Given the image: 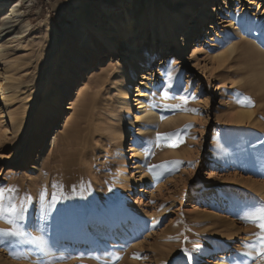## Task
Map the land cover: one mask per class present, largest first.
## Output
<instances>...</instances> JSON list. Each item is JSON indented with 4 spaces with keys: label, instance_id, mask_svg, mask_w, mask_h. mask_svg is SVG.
<instances>
[{
    "label": "rangeland",
    "instance_id": "rangeland-1",
    "mask_svg": "<svg viewBox=\"0 0 264 264\" xmlns=\"http://www.w3.org/2000/svg\"><path fill=\"white\" fill-rule=\"evenodd\" d=\"M165 1L170 0H0L22 3L13 15L17 23H10L6 15L0 21V46L7 54L0 61V83L10 86L20 123L9 129L0 101V187L17 190V205L23 202L27 209L26 231L46 241L43 252L36 244L6 241L0 244V264H196L202 256L203 264L245 260L255 264L242 253L244 242H251L258 229L239 217L255 201H264V0L240 1L239 10L231 4L233 21L222 17L227 23L217 32L214 46L205 45L211 27L204 24L203 51L194 58L198 34L192 23L197 16L187 15L191 34L186 51L157 75L159 93H151L149 105L160 115L157 126L145 119L142 126L148 128L134 132L141 128L133 121L138 113L137 88L159 56L141 44L137 46L146 53L144 66L129 58L136 44L123 50L120 42L115 62L82 96H76L86 70L110 54L109 37L114 22L125 20L124 7L134 18ZM173 1L176 6L193 2ZM223 2L218 0L216 6ZM178 41L182 44V38ZM232 45H236L233 54ZM74 54L82 65L74 61ZM222 55L225 61L219 60ZM164 91L186 98V107L197 111L154 107L181 102L161 100ZM60 93L64 114L57 127L68 123L50 150L57 131L50 113L58 110L53 102ZM241 95L250 97L255 106H241L237 102ZM71 100L75 108L65 110ZM46 124L48 134L43 133ZM186 125L191 127L185 134ZM178 129L184 143L155 147L157 132ZM133 140L142 154L140 167L146 171L141 184L132 168L138 160L127 153L123 169L117 154L123 146L129 151ZM146 148L151 149L147 155ZM30 153L34 156L30 168H11ZM172 160L183 163L158 178L146 167ZM123 171L130 180L127 188L121 184ZM45 190V203L51 202L53 193L62 197L54 207L42 208ZM122 220L134 223L127 240L111 233ZM95 223L107 226L103 239L92 234ZM8 227L0 221V228ZM184 249L193 257L190 262ZM134 254L140 258L134 259Z\"/></svg>",
    "mask_w": 264,
    "mask_h": 264
},
{
    "label": "bare ground",
    "instance_id": "bare-ground-1",
    "mask_svg": "<svg viewBox=\"0 0 264 264\" xmlns=\"http://www.w3.org/2000/svg\"><path fill=\"white\" fill-rule=\"evenodd\" d=\"M153 1L155 2V0ZM217 1L218 0H193V2H191L189 5L186 2L182 1V4L180 6H176L173 0L165 1L164 3H162V1L161 4L159 2L158 5L146 7V9L142 13H136L134 18L130 17V14H128V10H126V7H124V15H126V18L124 21H119L117 23L114 22L115 30L113 31L112 36L109 37L110 43L112 45V47L110 48V54L102 56L99 60H97L98 64L93 65L91 68H88L90 66V63H86L84 67L88 69L86 70L83 79L79 82L75 89L76 96H82L84 92L88 89L89 85L97 77H101L102 74L108 70V66L115 62L113 56L115 54H119L118 46L120 42L121 46L119 48L123 50H129L131 48V43H134L136 44V51L129 57L131 58L132 63H139L141 66L145 65L146 53L143 50H147L149 52H151V50H154L157 54H159V56L157 57L158 60H156L153 64L156 65L153 69L147 70V72L142 75V81H140V84L137 88L136 98L138 104V113L135 115V117H133V121H135V124H139L141 128L139 130H135L134 132L141 133L144 129L148 128L142 126V123L145 119V121L149 124H152V126L153 124H159L160 115L155 113L154 109L149 105V101L152 99L151 93H156L159 87V84L154 83L157 75H162L164 70L170 66L174 56H183L186 51L188 38L191 34L187 31L188 25L191 26V24L189 23H187L186 25L187 15L195 12V16H197L196 21L192 23V25L196 26L195 34H198L195 37L196 41L192 49V57L194 58L199 56L200 53L203 51L202 34L200 33L205 31L204 24H209L211 27L210 32L206 33V37L204 39L205 45L214 46V42L216 41L215 36L217 35V32L220 30L223 24L227 23V21L223 20L224 18L222 17H229V13L232 12L231 4H237V10H239L240 8L238 3H240V1L244 2L245 0H223L224 2L222 3L223 5L221 4V7L216 6ZM247 2L254 4L256 3V0H247ZM14 4H8L3 2L0 3V21L5 15L10 20V23L15 24L19 21L18 18L13 15L17 14V12L19 11L17 8L21 6L22 3L18 2L17 4ZM210 9H212V13L210 12ZM219 15H221V18L219 17ZM233 15H236V13L234 12ZM4 20L5 19H2V22H4ZM214 20L216 22H212ZM228 20L233 21L232 16H230ZM5 25H8V22ZM5 25L3 24L2 27H4ZM261 30L263 31V29ZM120 37L122 38L121 41ZM2 38L3 35L0 33V43H2ZM180 38H182V44H180V42L178 41V39ZM137 44H141L144 49H138ZM90 50L93 51V48H91ZM234 51H236V45H232L229 48V53L233 54ZM6 57L7 54L2 45L0 46V61H4ZM72 57L76 63L82 65V63L80 62V56L78 54H74ZM88 60H90V58ZM219 60L225 61V57L222 55ZM158 65H160L159 70H157L156 67ZM174 74L176 75V72ZM10 89L11 88L8 84L0 83V101L4 105L3 112H1L3 115V119H5L9 124V129L15 130V128L18 127L20 123L18 121L19 115L17 114L16 110L13 109L14 98L10 92ZM66 91L67 89L65 88L64 92ZM128 96V93L125 94V97ZM61 99L62 93L57 95V98L53 102L55 109L58 110L56 111L52 109L53 113H50V123H52V125L54 124L56 127L58 125H61L60 121L64 114L61 111L63 108ZM126 103H130V101L127 100ZM74 106L75 100H71L70 106L65 108V110L68 109L72 111L75 108ZM67 123L68 121H65L64 124L60 127L61 129L57 127L56 136L50 144V150H54L56 148L58 136L63 134ZM46 130L47 124L45 125V128L43 130L44 134H48ZM135 140H133L132 144L130 145L129 151H127V148L123 146L117 154L118 157L121 158L123 169L125 168V164L127 162V153L132 154V160H138V162L134 163V166L132 168L135 170V172H138L137 174H139V178L137 181H139V183L141 184L145 177L146 171L142 170V168L140 167L139 161L142 157V154L140 149L137 147ZM33 157L34 156L30 153L23 162L16 165H12L11 168L21 170L30 168V161L32 159L33 160L31 162L34 161ZM125 173V171L122 172L121 184L123 185V187L127 188L130 180L128 178V175ZM231 175L236 176L237 171H233ZM133 225L134 223L131 221L122 220L119 222V224L116 225V227L111 230V233L116 234L117 237L121 240H127V231L132 228ZM90 230L93 235L103 239L105 231L107 230V226L95 223L90 227ZM204 262L205 260L202 256L198 259L196 264H203Z\"/></svg>",
    "mask_w": 264,
    "mask_h": 264
},
{
    "label": "snow or ice",
    "instance_id": "snow-or-ice-1",
    "mask_svg": "<svg viewBox=\"0 0 264 264\" xmlns=\"http://www.w3.org/2000/svg\"><path fill=\"white\" fill-rule=\"evenodd\" d=\"M170 88L171 85L169 84ZM168 99H179L181 102L177 104H168L164 103L161 105L154 104V107H161L164 110H180V111H191L196 112V109H189L186 107L187 99L184 97H172L169 95L167 91H164L161 94V100ZM237 102L241 104V106L246 107H254V102L248 96H239ZM191 127V125H186L184 129V133L186 134L187 130ZM155 147H178L180 144L184 143V134L181 133V130H176L175 132L169 133H159L157 132L155 141L153 142ZM145 154L150 153L151 149L146 148ZM183 161L180 160H172L165 161L161 164L155 165H146L149 173L153 177H160L165 174V172L171 173L178 170L179 165L182 164ZM15 188L8 187H0V221H4L10 227L8 228H0V244L5 243L6 241L9 243H18V244H36L39 246L40 251H44V246L46 241L42 236L33 237L30 232L26 231L24 221H25V213L26 207L23 202L18 206L15 201ZM61 196L53 193L51 202L45 203L47 199V192L42 194L41 196V204L42 208L54 207L57 202L61 199ZM26 199L30 200L31 197H27ZM245 223H251L255 225L258 231L252 233V241L244 242L245 251L242 253L243 256L250 257L255 264H264V201H255L252 205L248 206L243 214L239 217ZM187 256L188 261L192 260V255L187 249L182 250ZM16 258H21V254L13 253ZM116 260L121 259L118 254H113ZM23 258H27L26 254L23 255ZM98 258V257H97ZM134 259H139L138 254H134ZM243 264H248L245 260Z\"/></svg>",
    "mask_w": 264,
    "mask_h": 264
}]
</instances>
